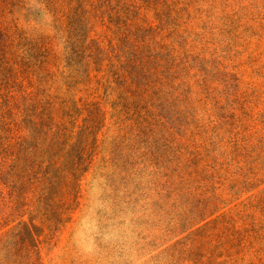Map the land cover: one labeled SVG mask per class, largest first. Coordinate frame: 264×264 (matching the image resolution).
Returning <instances> with one entry per match:
<instances>
[{"label":"rangeland","instance_id":"rangeland-1","mask_svg":"<svg viewBox=\"0 0 264 264\" xmlns=\"http://www.w3.org/2000/svg\"><path fill=\"white\" fill-rule=\"evenodd\" d=\"M0 264H264V0H0Z\"/></svg>","mask_w":264,"mask_h":264},{"label":"trees","instance_id":"trees-1","mask_svg":"<svg viewBox=\"0 0 264 264\" xmlns=\"http://www.w3.org/2000/svg\"><path fill=\"white\" fill-rule=\"evenodd\" d=\"M96 121L97 120H96L93 112L91 111L90 114L88 115V117H86V119H85V127L84 128L95 127Z\"/></svg>","mask_w":264,"mask_h":264}]
</instances>
